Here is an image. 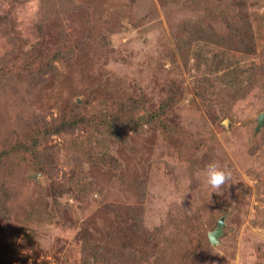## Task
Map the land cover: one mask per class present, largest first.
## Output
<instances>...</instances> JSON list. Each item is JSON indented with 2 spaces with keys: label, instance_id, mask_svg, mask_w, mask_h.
I'll list each match as a JSON object with an SVG mask.
<instances>
[{
  "label": "rangeland",
  "instance_id": "rangeland-1",
  "mask_svg": "<svg viewBox=\"0 0 264 264\" xmlns=\"http://www.w3.org/2000/svg\"><path fill=\"white\" fill-rule=\"evenodd\" d=\"M263 48L264 0H0V264H264Z\"/></svg>",
  "mask_w": 264,
  "mask_h": 264
},
{
  "label": "trees",
  "instance_id": "trees-1",
  "mask_svg": "<svg viewBox=\"0 0 264 264\" xmlns=\"http://www.w3.org/2000/svg\"><path fill=\"white\" fill-rule=\"evenodd\" d=\"M242 15H239V18L242 19V17H243L244 22L247 23L246 22V18L244 17L245 15H243V16ZM246 27H242V26H240V24L234 23L228 29V34L226 36H223L221 38V40L223 42H225L226 44H227V41H233L234 44L238 45L237 48H239L240 50H242L244 52H247L249 55H253L254 56V55H257L258 53H256L255 49L252 46L253 39H251V37H250V34H251L252 30H251V27L249 25H246ZM207 39H208V41H214V38L213 37H208L207 36ZM261 52H262V54H259V56L260 57H263V60H264V48H263V50ZM222 53H223V58H224L226 67L228 69H230L231 74H235L237 72L236 78L238 80L240 78H243V76H244L243 74L245 73V71H243V69L241 68V63L240 62H234V61L231 62L229 60V58L226 56V53L225 52H222ZM225 58H227V59H225ZM17 59L15 58L14 61H13V67L17 64ZM226 76L229 77L231 75L229 73ZM245 79H246V80H244L245 81V86H244L243 89H244V91L246 90L247 92H249L250 94H252L253 93V90H252L253 89V86L251 84H253L254 81L257 80L256 77H255V74L254 73H251L250 75H247ZM247 81L249 83H251V84H248ZM237 82L239 83V81H237ZM255 84H256V82H255ZM163 112H165V111H162V113ZM156 115L162 116L160 113L153 114V115L150 116L149 122H157ZM107 122L110 123V124H112L114 126V129H115L114 131H116V135L114 134L113 131H112L111 134L114 135L118 139L120 138L121 134L122 135L124 134L121 131V127L122 126H125L126 127L127 124H130L131 125L132 123L133 124L134 123H138V121H137L136 118H133V117L130 116V114L128 113L127 109L119 110V111H114L113 115H111L110 117H108ZM47 123H44V121H38L36 127L34 126L35 128H32V129H34L33 132L36 135H39L38 138H40V136H41L40 135V131H43V134H45L44 131L47 130V129H49L48 127L51 126V123H49V124H47ZM53 123H52V126L55 125V127H56V131L54 133H58L61 130H63L64 128L67 129V127H69V128L77 127V124L79 125L81 123V120H79V119L76 118V119H74L73 123H65V124L63 123L62 124V123H57L56 121L53 122ZM90 123L92 124V122H90ZM51 132L52 131H50V133ZM29 148L30 149L32 148L31 141H28V142H25L24 141V142L18 144L13 149H9L8 151L4 149V152L3 151H0V175L7 174V170L5 168L6 164L3 165L2 164V160H4L5 158L8 159V161L10 159H15L14 156H13V153L15 154V153H19V152L28 151ZM72 181H73V183H76L77 179L76 180H72ZM167 247L165 248V250L167 249ZM172 250L173 249H167L168 253H170ZM181 263H185L186 264L187 263L186 258H183V260H182Z\"/></svg>",
  "mask_w": 264,
  "mask_h": 264
},
{
  "label": "clouds",
  "instance_id": "clouds-1",
  "mask_svg": "<svg viewBox=\"0 0 264 264\" xmlns=\"http://www.w3.org/2000/svg\"><path fill=\"white\" fill-rule=\"evenodd\" d=\"M207 185L218 188L231 178V170L216 161L209 162L203 169Z\"/></svg>",
  "mask_w": 264,
  "mask_h": 264
},
{
  "label": "water",
  "instance_id": "water-1",
  "mask_svg": "<svg viewBox=\"0 0 264 264\" xmlns=\"http://www.w3.org/2000/svg\"><path fill=\"white\" fill-rule=\"evenodd\" d=\"M263 123H264V113H262L259 116V125H258V128L260 126H262ZM223 224H224V222L221 221L220 224L218 225L217 229L214 232H212V233L209 234V239H210L211 243L216 244L218 242V239L222 235V232H223V226H224Z\"/></svg>",
  "mask_w": 264,
  "mask_h": 264
},
{
  "label": "bare ground",
  "instance_id": "bare-ground-1",
  "mask_svg": "<svg viewBox=\"0 0 264 264\" xmlns=\"http://www.w3.org/2000/svg\"><path fill=\"white\" fill-rule=\"evenodd\" d=\"M89 93H91V92H89Z\"/></svg>",
  "mask_w": 264,
  "mask_h": 264
}]
</instances>
